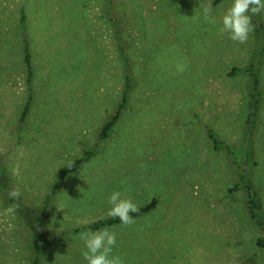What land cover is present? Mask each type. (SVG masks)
<instances>
[{
  "label": "rangeland",
  "instance_id": "obj_1",
  "mask_svg": "<svg viewBox=\"0 0 264 264\" xmlns=\"http://www.w3.org/2000/svg\"><path fill=\"white\" fill-rule=\"evenodd\" d=\"M231 3L120 0L140 79L100 138L123 87L103 1L0 0V264H31L35 235L44 245L41 264H87L85 231L75 229L107 217L113 191L138 207L157 201L134 224L110 227L124 264H264V224L249 214L248 191L233 189L243 169L207 133L242 145L249 81L229 72L264 48L254 31L244 44L219 33ZM205 6L216 24L204 21ZM23 11L37 67L31 88ZM254 138L253 178L264 202V103ZM92 150L81 172L58 184L60 170ZM13 187L21 190L16 203ZM12 204L18 207L8 215Z\"/></svg>",
  "mask_w": 264,
  "mask_h": 264
},
{
  "label": "trees",
  "instance_id": "obj_2",
  "mask_svg": "<svg viewBox=\"0 0 264 264\" xmlns=\"http://www.w3.org/2000/svg\"><path fill=\"white\" fill-rule=\"evenodd\" d=\"M103 15L106 17L109 27L112 28V35L114 38V43L116 49L118 51L119 58L122 63V75H123V87L121 100L117 107L116 113L110 117L107 122L103 125L102 130L100 132V138H106L109 133L113 130L116 122L119 120L121 113L124 109H126L131 101L132 94L134 93L135 86L137 81L140 79L135 72L134 67V58L130 52V43L128 33L129 29V21L127 17L123 14L120 8V0H102ZM225 0H214L216 5L220 4ZM27 19L28 15L23 11L21 13L20 23L22 25V34L23 38V50H24V63L27 71V82L30 87L31 80L34 78L35 70H37L35 59H34V51L32 52L31 41L27 34ZM253 31L256 37V43L264 41V19L263 14L257 15L253 17ZM261 40V41H260ZM264 48L261 50L257 49V46L252 50L251 55L244 66H234L229 75L232 77H245L249 81V91H248V114L245 121V127L243 136L242 145L229 144L224 138L216 133L213 129L208 128L207 133L209 137L213 140V144L216 150L218 151H226L233 155L234 163L242 167L243 171L238 173L239 182H237L233 189L244 188V190L248 191L249 199L247 200V209L249 211L250 216L253 219H256L260 223L264 224V202L259 192L256 190L255 182H254V168L259 164L257 159V151H256V139L254 135L257 134L258 126L261 117V111L264 103V80H263V67H264ZM263 55V57H262ZM31 88V87H30ZM30 95V94H29ZM31 106V97H29V101L26 103L22 119L24 120L29 112ZM94 154V151H85L84 156L76 160L74 163H71V167L69 165L62 168L59 172L58 184L60 181H64L69 175L78 174L81 172L82 167L85 163L89 162L90 158ZM4 177H7L4 175ZM8 179V178H6ZM1 188V187H0ZM58 190V186L56 188ZM0 191H2L0 189ZM11 202H17V200H13L10 198ZM156 200L154 199L152 202L148 203L145 206H141L139 213H133L134 217L141 216L146 212H149L152 208L156 206ZM30 216V215H28ZM31 218V217H30ZM31 223L35 225V217L31 218ZM119 219H111L108 217H104L98 219L89 224L83 225L75 229V231H95L96 229L102 227H112L116 224H119ZM34 228H36L34 226ZM258 244L260 246H264V238L258 239ZM44 245L40 242L37 236H34L33 239V255L31 256V264H41V256L43 254L42 249Z\"/></svg>",
  "mask_w": 264,
  "mask_h": 264
},
{
  "label": "clouds",
  "instance_id": "obj_3",
  "mask_svg": "<svg viewBox=\"0 0 264 264\" xmlns=\"http://www.w3.org/2000/svg\"><path fill=\"white\" fill-rule=\"evenodd\" d=\"M211 6L202 9L205 22L216 24L217 20L211 15ZM264 13V0H232V3L225 9L219 28L220 34H227L228 38L236 43L244 44L248 41L253 31V17ZM186 65L177 64V72L183 73ZM74 163V162H73ZM71 167V165H69ZM9 198L19 200L21 190L13 187L8 192ZM107 203L110 208L107 217L119 219L122 225L128 226L135 223L133 213H139L140 208L133 202L132 198L121 191H113ZM18 204H12L5 209V213L12 215L15 213ZM79 239L83 242V259L87 264H124L119 255L113 253L117 244V234L110 227H102L95 231H85L79 234Z\"/></svg>",
  "mask_w": 264,
  "mask_h": 264
}]
</instances>
